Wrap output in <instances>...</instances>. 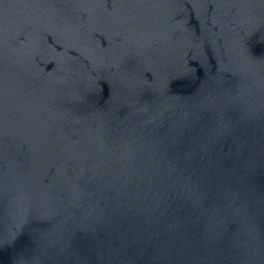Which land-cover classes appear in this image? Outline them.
<instances>
[{"label":"water","instance_id":"water-1","mask_svg":"<svg viewBox=\"0 0 264 264\" xmlns=\"http://www.w3.org/2000/svg\"><path fill=\"white\" fill-rule=\"evenodd\" d=\"M0 264H264V0H0Z\"/></svg>","mask_w":264,"mask_h":264}]
</instances>
